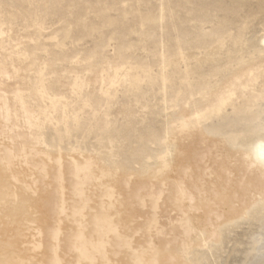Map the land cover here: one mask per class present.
Listing matches in <instances>:
<instances>
[{"label":"rangeland","instance_id":"obj_1","mask_svg":"<svg viewBox=\"0 0 264 264\" xmlns=\"http://www.w3.org/2000/svg\"><path fill=\"white\" fill-rule=\"evenodd\" d=\"M0 30V169L9 213L40 215L41 229L17 227L40 256L30 264H79L76 233L99 249V230L95 264H248L264 244L251 148L264 137V0H0Z\"/></svg>","mask_w":264,"mask_h":264},{"label":"bare ground","instance_id":"obj_2","mask_svg":"<svg viewBox=\"0 0 264 264\" xmlns=\"http://www.w3.org/2000/svg\"><path fill=\"white\" fill-rule=\"evenodd\" d=\"M1 30H0V35H1ZM264 38V37H263ZM262 38V40H264ZM10 39V38H9ZM7 41V40H6ZM264 41H262V43H263ZM11 43V42H10ZM261 43V44H262ZM6 46H8L7 44H6ZM240 47V46H239ZM6 49V48H5ZM5 63V62H4ZM5 65H6V63H5ZM2 67V66H1ZM5 67V66H4ZM4 70H6L5 68H3ZM2 69V70H3ZM8 70V69H7ZM1 72V71H0ZM3 72H1V74H2ZM5 73V72H4ZM7 73V72H6ZM5 73V74H6ZM0 74V75H1ZM113 75V74H112ZM111 76V75H110ZM1 77V76H0ZM6 78H7V76H6ZM107 81V80H106ZM230 82V81H229ZM244 83V82H243ZM229 84V83H228ZM15 86V85H14ZM1 87V86H0ZM226 87V86H225ZM228 88H229V86H227ZM226 87V88H227ZM224 89V88H223ZM195 90V89H194ZM197 90V89H196ZM212 90V89H211ZM210 90V91H211ZM37 92V96H38V90H36ZM41 92V91H40ZM209 93V92H208ZM238 93H240V92H238ZM244 93V92H243ZM214 94V93H213ZM196 95V94H195ZM18 96V95H17ZM57 102V101H56ZM58 103V102H57ZM207 103V102H206ZM212 103V102H211ZM211 103H209V104H211ZM208 104V103H207ZM236 105V104H235ZM25 106L28 108V106L25 104ZM210 106V105H209ZM24 107V106H23ZM236 107V106H235ZM25 108V107H24ZM26 108V111L28 110ZM19 109V108H18ZM199 109V108H198ZM30 110V109H29ZM185 110V109H184ZM28 112H30V111H28ZM188 114H186V117L185 118H187L188 116H187ZM189 115H190V113H189ZM25 116H29L28 114L27 115H25ZM30 117H31V113H30ZM10 118V117H9ZM32 119V118H31ZM188 121H189V119H188ZM233 121V120H232ZM33 122V124L35 125V123H34V120L32 121ZM32 125V124H31ZM180 128V127H179ZM181 130V129H180ZM198 131V130H197ZM181 135V134H180ZM196 136V135H195ZM203 137V136H202ZM37 140H39V139H37ZM202 140H203V138H202ZM41 141V140H40ZM203 141H205V140H203ZM260 141L262 142V143H264V137H260L254 144H252L251 146V148L253 149V151L256 153V155H258V153L259 154H261V156L264 158V146L262 145H260L259 143H260ZM39 142V141H38ZM261 143V144H262ZM212 144V143H211ZM259 146V147H258ZM248 151V150H247ZM20 152V151H19ZM21 153V152H20ZM246 153H249V152H246ZM185 154V153H184ZM187 154H188V152H187ZM251 155H253V154H250V156ZM255 156V155H254ZM256 157H258L259 159H260V157L259 156H255L254 158L256 159ZM7 159V158H6ZM61 159V158H60ZM9 160V159H8ZM58 160H59V158H58ZM245 160H248V158L246 159L245 158ZM4 161V160H3ZM10 161V160H9ZM233 161V160H232ZM13 162V161H12ZM8 163V162H7ZM8 164H10V162L8 163ZM86 164H87V161H86ZM91 164H92V162H91ZM77 165H79V162H78V164ZM76 165V166H77ZM85 165V164H84ZM88 165V164H87ZM8 165H6V167H7ZM252 166V165H251ZM9 167V166H8ZM75 167V166H74ZM190 167V166H189ZM17 168V167H16ZM36 168V167H35ZM44 168V167H43ZM76 168V167H75ZM85 168V166L83 167V169ZM88 168H92V167H88ZM169 168V167H168ZM167 168V169H168ZM7 169V168H6ZM5 169V170H6ZM3 170V171H2ZM0 169V264H30L32 261H34V259H36L37 260V257L39 256H37V254L34 256H32V252L30 253V254H28L29 253V251H31V249H26L25 248V243H24V241H23V243H24V249H26V251H24L23 249H22V247L21 246H23L22 244L23 243H19V240H20V236L22 235V234H20L21 232H22V230H20V228H17V227H21V226H24V225H27V223L28 224H31L32 223V225H34V224H39V222L38 221H40V219H39V217H40V215H39V217L37 218V217H35V215H27V216H12L10 213H9V196H10V194L8 193V188H7V185H6V175L4 176V174H5V170L4 169ZM251 170V169H250ZM5 171V172H4ZM14 171V170H13ZM78 171H81V170H78ZM90 171V170H89ZM207 171H208V169H207ZM228 171V170H227ZM4 172V173H3ZM16 172V171H15ZM42 172V171H41ZM87 172V171H86ZM86 172H84V173H86ZM91 172V171H90ZM89 172V175L91 174ZM225 172V171H224ZM231 172V171H230ZM43 173V172H42ZM19 174H20V172H19ZM18 174V175H19ZM88 174V173H87ZM106 174V173H105ZM205 174V173H204ZM225 174V173H224ZM234 174V173H233ZM262 174V173H261ZM16 175V174H15ZM60 175V174H59ZM59 175H57L58 176V178H59ZM94 174H92V175H90V177L91 176H93ZM226 175V174H225ZM255 175V174H254ZM264 175V174H263ZM82 176V175H81ZM85 175H83L82 177H84ZM86 176H88V175H86ZM85 176V177H86ZM101 176V175H100ZM108 176V175H107ZM184 176V175H183ZM230 176V175H229ZM15 177V176H14ZM20 177V176H19ZM78 177L80 178V176H79V174H78ZM84 177V178H85ZM90 177H89V179H90ZM57 178V179H58ZM84 178H83V183H82V185H84ZM87 178V180H88V177H86ZM85 178V179H86ZM91 178H94V177H91ZM129 178H131V177H129ZM16 179V178H15ZM81 179V178H80ZM79 179V180H80ZM99 179V178H98ZM231 179V178H230ZM77 180V179H76ZM7 181H8V179H7ZM97 181V180H96ZM99 181V180H98ZM256 181V180H255ZM25 182V181H24ZM23 182V183H24ZM36 182V181H35ZM80 182V181H79ZM87 182V181H86ZM89 182H91V181H89ZM94 182V181H93ZM230 182V181H229ZM21 183V182H20ZM20 183H19V186H20ZM201 183H203V182H201ZM200 183V184H201ZM91 184V183H90ZM258 184H260V183H258ZM262 184H264V181H263V183ZM11 185V184H10ZM25 185H26V183H25ZM36 185V184H35ZM86 185V184H85ZM180 185V184H179ZM182 185V184H181ZM229 185V184H228ZM251 185V184H250ZM249 185V186H250ZM204 186V185H203ZM248 186V187H249ZM258 186V185H257ZM261 186L262 185H260L259 187L261 188ZM264 186V185H263ZM12 187V186H11ZM29 187V186H28ZM27 186H26V189L28 188ZM240 187V186H239ZM246 187V186H245ZM253 187V186H252ZM29 188H31V187H29ZM28 188V189H29ZM65 188V187H64ZM77 188H79V186L77 187ZM195 188V187H194ZM202 188V187H201ZM250 188V187H249ZM254 188H256L255 186H254ZM260 188L258 189V191L260 190ZM222 189V188H221ZM248 189V188H247ZM264 189V188H263ZM30 190V189H29ZM37 190V189H36ZM65 190V189H64ZM82 190H83V188H82ZM249 190V189H248ZM75 191H78V189H76ZM184 191V190H183ZM182 191V192H183ZM243 191V190H242ZM261 191V190H260ZM13 192V191H12ZM59 192V191H58ZM74 192V191H73ZM80 192H82L81 190L80 191H78V193H80ZM140 192V191H139ZM211 192V191H210ZM256 192V191H255ZM222 193V192H221ZM235 193V192H234ZM247 193H250V192H248L247 191ZM259 194H261L260 192H258ZM258 193H256V194H258ZM13 194H14V192H13ZM77 194V193H76ZM189 194V193H188ZM198 194V193H197ZM201 194V193H200ZM237 194V193H236ZM243 194V193H242ZM245 194V195H244ZM244 194L242 195V196H246V193L244 192ZM252 194V193H251ZM256 194H252V195H256ZM258 194V195H259ZM262 194L264 195V193L262 192ZM17 195V194H16ZM82 195V194H81ZM80 194H78V196H79V198H80V196H81ZM184 195V194H183ZM186 195V194H185ZM251 195V196H252ZM262 195V196H263ZM14 196V195H13ZM21 196V195H20ZM103 196V195H102ZM105 196V195H104ZM103 196V197H104ZM224 196H226V195H224ZM237 196H239V195H237ZM242 196H239V199L237 200V198H236V196H235V198H236V200L237 201H239V200H241L243 197ZM188 197H189V195H188ZM200 197V196H199ZM257 197V196H256ZM18 198V197H17ZM16 198V199H17ZM76 198H78V197H76ZM82 198V197H81ZM80 198V199H81ZM87 198V197H86ZM86 198L84 199V200H86ZM190 198V197H189ZM222 198H224V197H222ZM241 198V199H240ZM63 199V198H62ZM79 199V200H80ZM87 199H89V198H87ZM183 199V198H182ZM191 199V198H190ZM229 199H230V197H229ZM227 200V204H228V201H229V203H230V200ZM142 200H143V198H142ZM224 200H226V199H224ZM243 201H245L244 200V198L242 199ZM251 200H253V198H251ZM81 201V200H80ZM183 201V200H182ZM181 201V202H182ZM191 201H192V199H191ZM194 201V200H193ZM215 201V200H214ZM220 201V200H219ZM236 201V202H237ZM253 201H255V197H254V200ZM143 202V201H142ZM157 202V201H156ZM155 202V203H156ZM187 202V201H186ZM109 203H111V202H109ZM193 203V202H192ZM192 203H190V204H192ZM202 203H203V201H202ZM212 203V202H211ZM221 204H222V202H220ZM253 203V202H252ZM251 203V204H252ZM26 204V203H25ZM81 204H83V203H81ZM144 204V203H143ZM227 204L225 203V205L227 206ZM239 204V203H238ZM157 205V204H156ZM156 205L154 206V207H156ZM197 205V204H196ZM85 206H87V205H85ZM84 206V207H85ZM100 206H101V204H100ZM103 206V205H102ZM101 206V207H102ZM110 206V205H109ZM112 206H114V205H112ZM111 206V207H112ZM233 206H235V205H233ZM237 206V205H236ZM10 207H11V205H10ZM20 207V206H19ZM82 207V206H81ZM188 208H189V206H187ZM216 206H214V208H215ZM218 207V206H217ZM222 207V206H221ZM228 207V206H227ZM245 208V210H246V208L248 209V207H249V205L247 204V207H246V205L244 206ZM108 208V207H107ZM106 208V209H107ZM192 208V207H191ZM196 208V207H195ZM199 208H200V206H199ZM235 208V207H234ZM243 208V207H242ZM15 208H13V210H14ZM80 209V208H79ZM104 209V208H103ZM156 209H158V208H156ZM232 209V208H231ZM13 210H11V212H13ZM21 210V209H20ZM23 210V209H22ZM67 210V209H66ZM74 210V209H73ZM101 210V209H100ZM194 210V209H193ZM197 210V209H196ZM215 210V209H214ZM213 210V211H214ZM217 210V209H216ZM243 210V209H242ZM242 210H239V211H242ZM16 211V210H15ZM19 211V210H18ZM34 211H36V210H34ZM75 211V210H74ZM205 211H206V209H205ZM226 212H227V210H225ZM225 211H224V213H225ZM229 211V210H228ZM234 211V212H233ZM233 211L231 210V212H233V214H231L230 213V215H226V216H229V219L228 220H231L232 219V217H234V216H236L237 215V217L236 218H238L239 216H240V214H239V212L237 211V210H234L233 209ZM244 211V210H243ZM76 212V211H75ZM74 212V215H76V213ZM94 212V211H93ZM105 212V211H104ZM198 212V211H197ZM196 212V213H197ZM200 212V211H199ZM208 213H209V211H207ZM65 213V212H64ZM73 213V212H72ZM108 213H109V209H108ZM191 213H192V211H191ZM195 213V214H196ZM202 213V212H201ZM215 213V212H214ZM15 214V213H14ZM17 214V213H16ZM98 214V213H97ZM186 214H187V212H186ZM198 214V213H197ZM210 214V213H209ZM218 214V213H217ZM222 214V213H221ZM226 214H229L228 212L226 213ZM10 215L12 216V217H10ZM46 215V214H45ZM74 215H73V218L75 219V217H74ZM103 215V214H102ZM105 215V214H104ZM189 215V214H188ZM192 215V214H191ZM203 215V214H202ZM239 215V216H238ZM99 216V215H98ZM211 216V215H210ZM209 216V217H210ZM226 216H224L225 218H226ZM65 217H66V215H65ZM72 217V216H71ZM79 217V216H78ZM86 217V216H85ZM107 217H109V216H107ZM187 217V216H186ZM200 216L198 215V218H199ZM207 217V216H206ZM221 217H222V215H221ZM44 218V217H43ZM72 218V219H73ZM92 218H94V217H92ZM100 218V217H99ZM114 218V217H113ZM204 218V217H203ZM208 218V217H207ZM217 218H219V215L217 216ZM216 218V219H217ZM228 218V217H227ZM226 218V219H227ZM235 218V217H234ZM235 218V219H236ZM241 218V217H240ZM44 219H47V218H44ZM73 219V220H74ZM77 219V218H76ZM103 219V217H101L100 218V221ZM107 219V218H106ZM109 219V218H108ZM107 219V220H108ZM112 219V218H111ZM202 219V218H201ZM209 219V218H208ZM207 219V220H208ZM235 219H233V220H235ZM67 220V219H66ZM95 220V219H94ZM113 220V219H112ZM211 220V219H210ZM210 220H209V222H210ZM222 220V219H221ZM43 221H45V220H43ZM75 221V220H74ZM92 221V220H91ZM219 221V220H218ZM218 221H216V222H218ZM232 221V220H231ZM231 221H229V222H231ZM62 222V221H61ZM84 222V221H83ZM95 222H97V221H95ZM189 222V221H188ZM213 222V221H212ZM227 222V221H226ZM41 223V222H40ZM42 223H45V222H42ZM78 223H80V218H79V221L78 222H76V225H78ZM193 223V222H192ZM214 223V222H213ZM220 223H222V221L220 222ZM219 223V224H220ZM225 223V222H224ZM83 224V223H82ZM84 224H86V223H84ZM96 224V223H95ZM94 224V225H95ZM103 225L101 222L99 223V226H101V225ZM108 224V223H107ZM110 224H112V223H109V225ZM207 224V223H206ZM212 224V223H211ZM216 224V223H215ZM91 225V224H90ZM97 225V224H96ZM208 225V224H207ZM214 225V224H213ZM212 225V226H213ZM55 226V225H54ZM85 226V225H84ZM88 225H86V227H87ZM98 226V225H97ZM191 226V225H190ZM198 227L200 226V225H197ZM203 226V225H202ZM25 227V226H24ZM23 227V228H24ZM38 227L40 228V225H38ZM43 227V226H42ZM86 227H83V225H82V228H86ZM90 227V226H89ZM205 227V226H204ZM215 227H217V226H215L214 225V228ZM22 228V227H21ZM28 228V227H27ZM30 228V227H29ZM28 228V229H29ZM36 229V231H37V226L35 227ZM99 228V227H98ZM213 228V227H212ZM30 229H32V228H30ZM41 229V228H40ZM39 229V230H40ZM207 229H208V227H207ZM206 229V230H207ZM82 230H85V229H82ZM194 230V229H193ZM203 230V229H202ZM219 230V229H218ZM217 230V231H218ZM61 231V230H60ZM191 231V230H190ZM213 231H216V229L215 230H213ZM216 231V232H217ZM221 231H222V229H221ZM24 232V231H23ZM84 232V231H83ZM94 232V231H93ZM99 232L100 233H98V232H96L97 234H99L98 236H97V234H96V238L97 237H99L100 238V240H101V244L103 245V243L105 244V242H103L102 240H103V238H105L106 236H104L103 237V235H104V232H101L100 230H99ZM109 232V231H108ZM198 232V231H197ZM207 232V231H206ZM215 232V233H216ZM26 233L28 234L29 232H27L26 231ZM39 233H41V231L39 232ZM95 233V232H94ZM111 233V232H110ZM200 233V232H199ZM220 233V232H219ZM218 233V234H219ZM60 234H61V232H60ZM84 234V233H83ZM83 234L80 232V233H76V235H75V240H80L81 239V244L79 243V246L76 244V242H74V243H72L71 244V249H74L75 250V252H77L78 251V253H79V256H80V258H79V264H80V262H84V261H86V260H89L90 261V263L89 264H95L96 262H94L93 260H92V256H91V254L93 255H95L96 253H98V255L97 256H99V254H100V257H103V260H104V258H105V260L107 259L106 257H105V254H104V250H103V246L102 245H100L99 246V249H97V247L96 246H89V243L91 244L92 243V241L91 242H89V241H87L85 238H84V236H83ZM192 234V233H191ZM217 234V233H216ZM41 235V234H40ZM56 235H57V233L55 234L54 232H53V235H51L53 238H55L56 237ZM116 235V234H115ZM119 234H118V232H117V237H120V236H118ZM138 235V234H137ZM202 235V234H201ZM23 236V235H22ZM50 236V235H49ZM74 236V235H73ZM135 236H136V234H135ZM215 236V235H214ZM217 236V235H216ZM218 236H220V234L218 235ZM25 237V236H24ZM33 237V236H32ZM38 237V236H37ZM52 237H51V240H52ZM86 237V236H85ZM103 237V238H102ZM114 238H116L115 236H113ZM112 237V238H113ZM209 237H211V236H209ZM21 238H23V237H21ZM30 238V237H29ZM69 238V237H68ZM102 238V239H101ZM122 238V237H121ZM215 238V237H214ZM108 239V237L106 238V240ZM26 240H27V238H26ZM28 240H30V239H28ZM40 240V239H39ZM68 240V239H67ZM98 241H99V239H97ZM110 239H108L107 241L108 242H110L109 241ZM115 240V239H114ZM116 240H117V238H116ZM127 240V239H126ZM218 240V239H217ZM35 241V240H34ZM53 241V240H52ZM71 241H73V240H71ZM98 241H96V242H98ZM123 240L121 239V241H119L120 243L122 242ZM129 242H130V240H128ZM127 241V242H128ZM20 242H21V240H20ZM36 242H37V240H36ZM39 242H42L41 240L39 241ZM59 242V244H60V241H58ZM58 242H57V244H58ZM107 242V243H108ZM118 242V241H117ZM118 242V243H119ZM31 243V242H30ZM35 243V242H34ZM69 243V242H68ZM100 243V242H99ZM107 243H106V245H107ZM40 244V243H39ZM57 245V248H58V246H60V245ZM112 244V243H111ZM30 245H32V243L30 244ZM105 245V246H106ZM118 245V244H117ZM123 245V244H122ZM128 245H129V243H128ZM127 244H125V247L126 246H128ZM33 246H34V249H37V250H41V246H42V244H40V246H38V245H35V244H33ZM52 246H53V244H52ZM27 247V246H26ZM41 247V248H40ZM54 247V246H53ZM116 247V246H115ZM119 247H121L120 248V250L122 249V246H119ZM119 247L117 248V249H119ZM124 247V248H125ZM60 248V247H59ZM59 248H58V250H59ZM65 248V247H64ZM67 248V247H66ZM123 248V249H124ZM166 248V247H165ZM112 249V248H111ZM106 250V249H105ZM47 251V250H46ZM71 252H72V250H70ZM130 251V250H129ZM154 251V250H153ZM25 252V253H24ZM42 252V251H41ZM53 252H54V250H53ZM65 252H66V249H65ZM120 252V251H119ZM38 253V252H37ZM40 254V253H39ZM43 254L44 253H42V255H41V257L43 256ZM118 254V253H117ZM52 255H53V253H52ZM66 255V254H65ZM68 255V254H67ZM93 255V256H94ZM101 255H103V256H101ZM109 255V254H108ZM113 255H115V254H113ZM119 255V254H118ZM154 255V254H153ZM37 256V257H36ZM44 256H46V254L44 255ZM107 256V255H106ZM40 257V256H39ZM63 257H64V254H63ZM154 257V256H153ZM43 258V257H42ZM41 258V259H42ZM65 258V257H64ZM70 258V257H69ZM59 258H55L52 262H53V264H60V263H62L60 260H58ZM95 259H97L96 257H95ZM94 259V260H95ZM46 260V259H45ZM64 260V259H63ZM69 260V259H68ZM99 259H97V261H98ZM156 260V259H155ZM172 260V259H171ZM60 261V262H59ZM75 261V260H74ZM78 261V260H77ZM88 261V262H89ZM100 261V260H99ZM102 262H104V261H102ZM109 263H111L110 261H108ZM108 262H106L107 264H108ZM156 262V261H155ZM33 263V262H32ZM37 263V262H36ZM35 263V264H36ZM39 264H40V262H39ZM67 264H68V262H67ZM82 264V263H81ZM83 264H87V261H86V263L84 262ZM150 264V263H149ZM153 264V263H152ZM157 264V263H156Z\"/></svg>","mask_w":264,"mask_h":264},{"label":"clouds","instance_id":"obj_3","mask_svg":"<svg viewBox=\"0 0 264 264\" xmlns=\"http://www.w3.org/2000/svg\"><path fill=\"white\" fill-rule=\"evenodd\" d=\"M257 163L264 167V159H259ZM249 257L248 264H264V244L258 247L253 243L250 247Z\"/></svg>","mask_w":264,"mask_h":264}]
</instances>
